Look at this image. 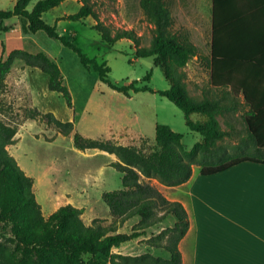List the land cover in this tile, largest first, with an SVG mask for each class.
<instances>
[{"label":"trees","instance_id":"16d2710c","mask_svg":"<svg viewBox=\"0 0 264 264\" xmlns=\"http://www.w3.org/2000/svg\"><path fill=\"white\" fill-rule=\"evenodd\" d=\"M65 1L17 0L13 9L0 8V33L12 29L6 21L25 18L29 31H43L76 51L84 67L97 72L99 79L111 89L126 95L132 91H150L167 97L185 112L189 128L204 137L201 144L203 159L186 160L187 152L181 143L183 134L165 124L157 125L155 147L146 151L134 145H121L112 139L86 137L75 131L73 121H64L51 111L44 112L37 106H31L26 110L27 118L39 119L63 135L73 134L74 144L80 150L100 149L115 154L118 159L111 165L123 174V188L103 194L114 217L113 223L87 225L83 220L84 208L72 204L63 205L46 217L34 191V178L27 175L9 150L17 143L18 126L8 124L0 117V264H182L179 244L189 229L188 213L181 202L168 199L153 179L174 186L190 179L194 165L201 166L203 174H212L243 161L264 163L263 85L253 77L254 71L247 66L246 60L232 62L217 51L215 13L212 49L209 56H203L187 30H176V17L172 10L174 0H141L146 17L155 26L149 46L141 45L140 36L134 29H114L102 20L93 0H80V9L61 19L92 17L96 22L94 27L107 43L132 40L136 57H152L154 65L162 69L171 83V88L155 90L149 85H138L139 80L120 85L111 79V68L106 61L91 58L75 44V36L70 38L60 34L57 24L44 20L46 12ZM213 1L215 10L216 0ZM2 48L1 91L7 89L8 75L16 61L20 60L26 66L37 67L48 74V89L60 93L67 105L73 107L72 94L65 84L61 67L47 52L15 48L5 57L4 42ZM193 57L204 60L208 65L212 85L221 91V96H206L200 100L191 96L184 67ZM151 77L152 71L144 80L150 81ZM241 96L248 108L245 120L252 142L249 148L251 154L210 165L209 161L216 157L218 142L228 135L227 131L221 130L216 117L239 110L241 104L238 98ZM193 114H203L207 119L195 121ZM170 215L177 218L174 226L142 240L149 247L166 251L170 258L162 259L150 254L130 257L113 253L114 248L146 235L149 228L163 223ZM135 217L140 220L130 233L119 231Z\"/></svg>","mask_w":264,"mask_h":264},{"label":"rangeland","instance_id":"374dc122","mask_svg":"<svg viewBox=\"0 0 264 264\" xmlns=\"http://www.w3.org/2000/svg\"><path fill=\"white\" fill-rule=\"evenodd\" d=\"M16 1L0 0V8L13 9ZM93 1L101 19L114 29H134L140 36L142 46L151 44L155 26L146 17L141 0ZM186 1L174 0L172 5L176 30L186 31L190 28L201 54L209 56L212 30L210 0L195 1L197 7L200 4L199 14L202 12L199 19H196L198 16H186V6L191 8ZM81 5L80 0H66L46 12L43 18L49 24H57L60 34L70 38L75 36V44L88 56L100 62L106 61L114 82L123 85L139 80L138 85H149L155 90L171 88V83L162 69L154 65L152 57H136L132 40L107 43L94 27L96 22L92 17L61 19L76 13ZM7 24L30 37L24 42L26 50L47 52L60 65L73 98L71 108L60 93L48 89L49 76L41 71L40 75L29 76L40 92L36 105L27 85L22 84L17 77L24 68L20 60L16 61L8 75L7 89L0 90V117L8 124L17 125L19 130L17 143L9 147L10 153L36 180L35 193L46 217L53 213V203L61 206L72 204L84 208L83 220L87 225L95 222L104 225L113 223L114 217L103 194L122 189L123 174L111 165L118 159L115 154L100 149L80 150L74 144L73 134L63 135L39 119L27 118L25 113L31 106H40L44 112L51 111L64 121H73L75 131L86 137L112 139L121 145H134L146 151L155 147L157 125L165 124L183 134L181 143L187 152L186 160L203 159L201 144L204 137L189 128L185 112L167 97L150 91H132L130 95L115 91L99 79L97 72L85 68L78 53L61 41L49 37L43 31L32 33L23 18L9 20ZM3 39L4 36L0 35V50ZM184 70L191 96L198 100L206 96H221V91L212 85L210 70L204 60L190 58ZM151 71V80L145 81V76ZM238 99L241 104L239 110L216 117L221 130L227 131L228 135L218 142L216 157L209 161L210 165L251 154L249 148L252 142L245 120L248 108L242 96ZM192 118L195 121L207 119L203 114H193ZM199 168L196 165L197 171ZM158 182L153 179V183ZM56 198L57 201H54ZM139 220V217L130 219L119 231L130 233ZM176 220L174 215H170L164 223L149 228L146 235L125 245L127 251L136 253L129 256L150 254L162 259L170 258L166 251L149 247L142 240L159 234L163 227L172 226ZM113 253L122 254L118 250Z\"/></svg>","mask_w":264,"mask_h":264},{"label":"crops","instance_id":"0c3cea01","mask_svg":"<svg viewBox=\"0 0 264 264\" xmlns=\"http://www.w3.org/2000/svg\"><path fill=\"white\" fill-rule=\"evenodd\" d=\"M195 1H186L191 7L186 6V16L199 19L202 12L199 14L200 4L197 7ZM210 8L211 49L215 13L217 51L232 62L246 60L254 71L253 77L264 88V0H216L215 10L214 1L210 0ZM186 30L191 34L190 28ZM0 35L4 36L5 57L15 48L25 49L24 42L30 39L17 27ZM2 55L1 43L0 58ZM23 67L17 77L27 85L38 105L40 92L29 76L40 75L42 70L25 64ZM158 183L157 187L168 199L184 205L189 216V229L179 244L182 264H264V163L243 161L212 174H203L202 167L197 171L194 165L188 181L174 186ZM35 184L36 180L34 191ZM60 206L53 203V212ZM131 242L113 251L134 255L135 252L124 248Z\"/></svg>","mask_w":264,"mask_h":264}]
</instances>
